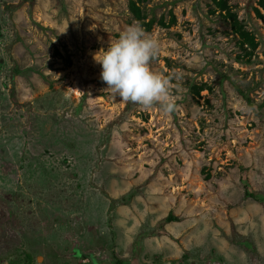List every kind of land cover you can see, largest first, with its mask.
I'll list each match as a JSON object with an SVG mask.
<instances>
[{
  "label": "rangeland",
  "instance_id": "374dc122",
  "mask_svg": "<svg viewBox=\"0 0 264 264\" xmlns=\"http://www.w3.org/2000/svg\"><path fill=\"white\" fill-rule=\"evenodd\" d=\"M130 1L0 0V264H264V0ZM134 21L170 113L100 79Z\"/></svg>",
  "mask_w": 264,
  "mask_h": 264
},
{
  "label": "clouds",
  "instance_id": "9594fccd",
  "mask_svg": "<svg viewBox=\"0 0 264 264\" xmlns=\"http://www.w3.org/2000/svg\"><path fill=\"white\" fill-rule=\"evenodd\" d=\"M158 53L157 39L134 21L118 38L110 40L106 49L95 53L94 60L101 66L100 79L113 97L144 108L158 103L164 113H170L176 106L171 82H179L182 74L176 70L168 74L153 71L150 61Z\"/></svg>",
  "mask_w": 264,
  "mask_h": 264
},
{
  "label": "trees",
  "instance_id": "16d2710c",
  "mask_svg": "<svg viewBox=\"0 0 264 264\" xmlns=\"http://www.w3.org/2000/svg\"><path fill=\"white\" fill-rule=\"evenodd\" d=\"M26 1H29L30 4H32V0H26ZM136 4H137V1L136 0H131L130 1V9L132 12H135L136 11ZM251 55V53H250ZM250 59L248 61H245V62H249ZM240 62H243V59H240ZM239 91L241 92V94L247 98V100H249V97L246 95V93H244V91L242 89H239ZM253 195V194H252ZM166 221H174V220H177V218L173 215L172 212L169 213V215L165 218ZM115 258V264H123V261L122 259H120L119 257H117L116 255L114 256Z\"/></svg>",
  "mask_w": 264,
  "mask_h": 264
}]
</instances>
